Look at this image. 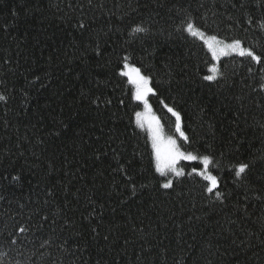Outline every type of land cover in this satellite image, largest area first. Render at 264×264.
Returning <instances> with one entry per match:
<instances>
[{
    "label": "trees",
    "instance_id": "trees-1",
    "mask_svg": "<svg viewBox=\"0 0 264 264\" xmlns=\"http://www.w3.org/2000/svg\"><path fill=\"white\" fill-rule=\"evenodd\" d=\"M189 17L262 62L222 55V78L205 81L213 59ZM261 23L264 0H0V264H264ZM124 57L151 75L165 134L161 100L181 112L185 147L222 161V202L199 177L156 186Z\"/></svg>",
    "mask_w": 264,
    "mask_h": 264
},
{
    "label": "snow or ice",
    "instance_id": "snow-or-ice-1",
    "mask_svg": "<svg viewBox=\"0 0 264 264\" xmlns=\"http://www.w3.org/2000/svg\"><path fill=\"white\" fill-rule=\"evenodd\" d=\"M91 3V0H89ZM243 7V5H242ZM249 25L253 23V19L249 17ZM185 27L183 28L192 37H199L204 45L215 60L218 55H228L229 53H236L241 57H250L252 61L257 64L262 62L261 55H257L251 48L243 46L242 41L239 38H232L230 42L223 38H219L216 34L206 35V32L196 24V21L192 18H187L184 21ZM83 27V24L80 25ZM261 28H264V23L260 24ZM147 30L140 26H134L131 29L132 34L144 33ZM211 74L204 75L205 81H216L218 78H222L223 73L220 68L213 65L208 70ZM252 71L251 68L248 69ZM264 72V69H261ZM119 75L126 77L128 83L132 85V99L137 101L138 104L144 106V111H135V124L141 129L147 130L148 138L151 144V164L154 168L156 186L163 190H174L176 187V181L185 176H194L201 178L205 184L203 187L204 193L209 196H214L216 200L223 201L225 198L224 193L220 191V177L215 172H218L224 167L222 161L212 153H200L199 151L186 148L185 145H191V138L186 134L182 125V115L175 106L166 104L163 100L160 103L174 118V135H166L164 132L163 124L160 119L152 112V107L149 103V96H157V90L152 86V77L142 72L140 67H137L129 63L128 57H124L123 66L119 72ZM38 79V78H37ZM260 90L264 91V83L260 84ZM6 97L0 93V101H6ZM97 97V101H99ZM111 103V101H107ZM123 103V101H121ZM187 162L192 166L190 171H186L185 167L181 166V162ZM235 167V177L237 179H243V175L246 170L249 169L248 163H240ZM133 193H135V185H133ZM38 214V213H37ZM31 221V217L28 218ZM48 217L43 216L41 221L34 227L39 230L43 227V224L47 222ZM54 222V221H53ZM30 229L26 226H20L18 228L19 233H25ZM107 239V237H105ZM12 243L15 244L16 240L13 239ZM47 243V241H45Z\"/></svg>",
    "mask_w": 264,
    "mask_h": 264
},
{
    "label": "rangeland",
    "instance_id": "rangeland-1",
    "mask_svg": "<svg viewBox=\"0 0 264 264\" xmlns=\"http://www.w3.org/2000/svg\"><path fill=\"white\" fill-rule=\"evenodd\" d=\"M206 35H209V34H206ZM226 41H228V42H230V40H226ZM244 46V45H243ZM244 47H246V46H244ZM246 48H248V47H246ZM229 54H232V53H229ZM223 54H220V55H218V57L214 60L213 58V61H212V64H211V66H210V68L213 66V65H215L216 67H217V62H218V58L220 57V56H222ZM212 56V55H211ZM209 74H211V73H209ZM139 111H141V112H143L144 111V106L141 104V108H140V110ZM153 112V111H152ZM164 132H165V130H164ZM166 135H168V134H166Z\"/></svg>",
    "mask_w": 264,
    "mask_h": 264
}]
</instances>
